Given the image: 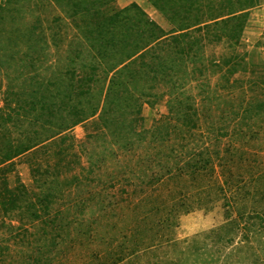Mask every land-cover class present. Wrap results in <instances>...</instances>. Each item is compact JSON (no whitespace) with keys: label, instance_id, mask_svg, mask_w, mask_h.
<instances>
[{"label":"rangeland","instance_id":"obj_1","mask_svg":"<svg viewBox=\"0 0 264 264\" xmlns=\"http://www.w3.org/2000/svg\"><path fill=\"white\" fill-rule=\"evenodd\" d=\"M261 22L0 0V264H264Z\"/></svg>","mask_w":264,"mask_h":264},{"label":"trees","instance_id":"obj_2","mask_svg":"<svg viewBox=\"0 0 264 264\" xmlns=\"http://www.w3.org/2000/svg\"><path fill=\"white\" fill-rule=\"evenodd\" d=\"M11 147V146H10ZM31 147L30 146H25V147H23V149L22 150H19V151H15L14 153H12V154H5V155H2L1 157H0V165L1 164H4V163H6V162H8V161H11L14 157H16V156H18V155H20L21 153H23V152H25V151H27V150H29ZM3 181H4V184H5V189H4V191L7 193V196H5L3 199L5 200V201H11V200H13L12 198L14 197V194H10L11 192H10V188H8L9 186V179L7 178V176H5L4 178H3ZM2 204H5V203H2Z\"/></svg>","mask_w":264,"mask_h":264},{"label":"crops","instance_id":"obj_3","mask_svg":"<svg viewBox=\"0 0 264 264\" xmlns=\"http://www.w3.org/2000/svg\"><path fill=\"white\" fill-rule=\"evenodd\" d=\"M254 14L260 15L262 17L260 29L264 31V4L257 6V2L254 0Z\"/></svg>","mask_w":264,"mask_h":264}]
</instances>
